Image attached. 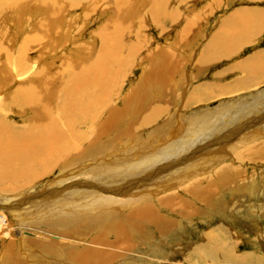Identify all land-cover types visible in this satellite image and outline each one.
<instances>
[{
	"label": "rangeland",
	"instance_id": "1",
	"mask_svg": "<svg viewBox=\"0 0 264 264\" xmlns=\"http://www.w3.org/2000/svg\"><path fill=\"white\" fill-rule=\"evenodd\" d=\"M100 2L103 16L79 31L88 16L78 9L71 21L73 38L64 34V25L59 43L46 49L40 65L47 61L59 69L65 59L73 63L69 71L79 74L83 59L91 65L97 57H119L120 63L102 72L115 73L110 111H123L113 126L104 125L103 146L83 139L59 162L63 165L19 189L31 188L30 201L25 195L1 201V196L18 193L7 190L8 180L6 188L0 185V264H264V118H259L264 114V0H170L158 8L164 15L157 9L154 18L148 13L154 5L134 7L138 16L116 38L122 49L113 41L101 45L115 1ZM33 11L31 22L10 32L19 39L14 49L43 17ZM36 55L28 58L34 65ZM15 88L16 83L7 91ZM22 118L6 120L20 126L30 116ZM241 118L237 137L233 122L223 128V121ZM68 161L74 164L66 169L77 177L54 185ZM101 161L104 172L98 168ZM135 163L141 168L131 174L127 169ZM126 180L123 192L99 188ZM84 191L139 203L122 204L104 215L99 209L87 213L82 206L74 208L94 201ZM20 222L25 226L18 227ZM218 238L225 242L218 245Z\"/></svg>",
	"mask_w": 264,
	"mask_h": 264
},
{
	"label": "bare ground",
	"instance_id": "2",
	"mask_svg": "<svg viewBox=\"0 0 264 264\" xmlns=\"http://www.w3.org/2000/svg\"><path fill=\"white\" fill-rule=\"evenodd\" d=\"M114 1H115L114 7L112 10H110L111 21L110 20L107 21V27L102 30L103 32H102V43H101V45L113 41V46H114L116 43V38L119 35L121 36L122 34H124L125 30L129 31L128 28L131 25L132 19L135 16L136 17L138 16L137 11L142 10L144 8L143 7L144 5H146V6L149 4L151 6L154 5V8L149 7V11H148V13H150V15L154 18V17L158 16L159 13H161V16L164 15L162 13V10H160L158 8H161V6H166V4L170 0H114ZM134 7L137 9V11ZM101 8H102V5H101L100 0H0V185L2 187L4 186V188H6V185H4V183L6 184L5 181L8 180V182H10V184L8 186L10 189L7 187V190H10L11 192H13L15 190L14 192L18 193L19 189L30 185V183H32L36 179L40 178L43 175H46L49 170L54 168L60 161L64 160V158L68 159L69 156L66 157L65 155H67V154L69 155L70 153L76 151L78 149V143L80 141H82L83 139L86 140V139L91 138L90 139L91 143L92 142L96 143V141H98L97 144L103 146V142H102L103 138L100 136L104 134V131H103L104 125L105 126L106 125L107 126H113L115 124V122L118 120L117 118L121 115V112L123 110L121 111V109H116V110L110 111L111 107L109 106V103H110L109 100L111 97L110 90H111L112 85H113L112 81L115 77V73L112 72V70L107 72V73L102 72V70L112 69L114 67L115 63H120L119 57H116L115 59H112V60H108L105 57H97V59L91 65H90V63L85 62V61L90 60V59H83V67L84 68L79 74H74V73L69 71V64L71 62H69L65 59H62V61H61L62 64L60 65L59 69L53 68L52 65H50V62H47V61H45L44 64L40 65V63L42 62L41 56L46 55V49L49 48V46L54 45V43L58 39L57 35L59 33H61V34L64 33V31L62 30L64 25L67 24V28L70 27L71 25H73L71 23V21H72L73 16H75L76 11L78 9H80L82 11L84 10L83 14L88 16V18H84V22L79 27L78 30L79 31H81V30L86 31L89 24L95 23L97 17L103 16V14L101 13ZM35 9H36V11L39 10L37 13H39L40 15H43V17L40 18L35 23L33 28L31 27L32 29L26 35V37H24L22 39L21 43L17 46V49H14L13 47L15 46L17 40L19 41V39L15 40L14 35L10 34V32L11 31L17 32L18 29H21L26 24V22H27L26 20H29V22H31L33 20V16H32L34 14L33 10H35ZM157 9H158L159 13L156 12ZM26 16H28V17L24 18ZM152 17H150V18H152ZM250 24H252V23H250ZM67 28L65 26L66 31L64 34L66 36L68 35L67 38L72 39L74 36L73 35L74 30H72L73 26H71L70 31H67ZM78 30H76V31L79 34ZM249 30H251V29H249ZM131 33H133V32H131ZM61 34H59V35H61ZM54 35H56L55 38H54ZM116 45H118L119 48L122 49V43L120 41H118L116 43ZM128 47H130V44H127L126 48H128ZM31 48L35 49V52H31L30 51ZM62 48H64V47H62ZM113 48L115 49V52L118 53V49H116L115 47H113ZM35 53H37V55H36L37 60L35 61L36 65L33 64L34 61L28 60V58L30 56L35 57ZM132 55H130L128 57H131ZM71 64H73V63H71ZM101 65H102V67H100ZM261 80H263V78H261ZM15 83H16V88L12 89V91L8 92L7 90L10 88V85L15 84ZM122 109L126 110V108H124V107ZM252 109H254V107ZM131 112H130V114L132 115ZM206 113H208V112H206ZM255 113H257V112L255 111ZM255 113L253 111V112L246 114V115H248L250 117V115H254ZM104 114H106V116ZM9 115H11V117ZM28 115L30 116V118H28V119L26 118L25 120H23L24 123L20 126H17L12 122L8 123V121L6 120L9 118H12L11 121H14L16 117H20V118L23 117L22 119H24V117H27ZM103 115L105 116V118H103ZM234 115H236V114H234ZM260 117H262V116H260ZM127 118H129V117H127ZM235 118H236V116H235ZM243 118L248 119L246 117H243ZM243 118H241L242 120L240 119V122H236V123H234V120L233 121H226V122L223 121V123H222L224 125L223 128L226 130L227 127H229L233 124V125H235V129H234L235 131L233 130L234 133H233V131H231L230 134H232V133L237 134V132L240 130L242 121H244ZM236 119H238V118H236ZM127 120L128 119H126V121ZM123 122H124V120H123ZM212 129H214V128H212ZM221 131H222V129H221ZM222 134H223V132H222ZM204 136H202V138ZM158 139H159V137H158ZM204 140H205V138H204ZM175 141H177V140H175ZM192 141H194V140H192ZM165 146H167V145H165ZM190 146H191V144H190ZM82 147H84V146H82ZM179 148H178V150H179ZM182 150H183V148H182ZM83 153L85 154V152H83ZM171 153H170V155H171ZM173 153L171 156H173ZM156 154H158V152ZM237 154H238V152H237ZM74 155H73V157H74ZM75 156H78V155H75ZM240 156H242V155H240ZM82 157L84 158V155ZM89 157H91V155ZM166 157H167V155H166ZM244 157H246V156H244ZM242 159H243V157H242ZM73 160L74 159H72V161ZM78 161H80V160H78ZM155 161L156 160H153L152 162H155ZM74 162H76V161H74ZM80 162H82V161H80ZM76 163H78V162H76ZM64 164L65 165L60 169V172H59V173H61L60 178L57 179L56 181L54 179V181H55L54 185H56V186L66 182V180L70 181V179L77 177L76 174L74 175V173L70 172V170H71L70 168L73 166L74 163L68 161L67 163H64ZM92 164H93V162H92ZM103 164H104V161H101L100 164H98V168H100L99 171H102L103 168H105L103 166ZM60 165H63V164H60ZM60 165H58V166H60ZM88 165H87V167H88ZM140 165H141V163H140ZM140 165L138 168V164L135 163V166L133 165L127 170L131 171V174H133L137 168H138V170L141 168ZM66 168H68L70 170H68ZM95 168H97V167H95ZM109 168L107 170H109ZM123 168H125V167H123ZM63 169L64 170L66 169V170L63 172ZM88 169H89V167H88ZM144 169H146V168H144ZM81 170H80V172H81ZM120 170H121V173H124L122 171V169H119V171ZM146 171L149 172L148 169ZM102 172H104V171H102ZM99 173H101V172H99ZM140 174H138V176ZM148 174L151 175L152 173H148ZM85 175H88V174L86 173ZM78 176H81V175H78ZM82 176H84V175L82 174ZM75 179H77V178H75ZM118 180H120V179H118ZM123 180H124V178H123ZM123 180H122V182H123ZM127 181L128 180H126V182L123 183L124 185L121 182L120 185H123V189L115 188L116 191L110 190L108 192L116 194L118 192L125 191L126 190L125 184L127 183ZM35 184L31 185V186L36 187ZM113 184L114 185L118 184V181H114ZM3 190H5V189H3ZM30 190H31V188H30ZM30 190H28V192L26 191L25 193H23V192L18 193V194L16 193L17 195H15V193H14L13 197L1 196L2 198L1 197L0 198L2 199L1 201H3V202H7V201L11 202L13 199L21 197L22 195H25L24 196V197H26L25 200L29 199V201H30V198L33 196L32 195V196H30V198H28ZM44 191L45 190H43V189L39 190V195L37 194L36 197H39L41 195V193H43ZM84 195L88 196V195H92V194L84 191ZM176 195H177V193H176ZM24 197L22 196V199ZM22 199H21V201H24ZM91 199H94V201L91 202V204L89 203L88 200H86L83 202V204L77 205L74 208L80 209V207L82 206L83 209L86 208L87 213L88 212L90 213L91 209H99L100 211H98L97 213L98 214L102 213V215H104V212L105 213L112 212L117 207H122V206H120L122 204L124 207L126 205L134 206L136 201L139 203L138 200H136L135 202H133V201L129 202V200L125 201L126 199L123 196H119V195L118 196L117 195L109 196V195H105V194L92 195ZM25 202H28V201H25ZM54 206H55V204H54ZM63 206L67 207V204L63 205ZM140 207H141V204H140ZM58 208L61 209L60 206ZM132 208H134V207H132ZM62 209H64V208H62ZM71 210H73V209H71ZM73 211H71V213H73ZM53 212H55V211H53ZM82 213L84 214L83 211H82ZM8 214H10V213H8ZM16 214H18V213H16ZM111 214H113V213H111ZM102 215H100V216H102ZM61 216L64 217L65 215H61ZM67 217H68V219L70 218L69 216H67ZM67 217H66V219H67ZM93 217L97 218V215L93 216ZM107 217H108V215H107ZM73 218L74 219L78 218L77 212H75ZM54 220H56V221H53V222L59 223V221L57 219H54ZM16 221L18 222L21 220L17 219ZM1 226L2 225H0V227ZM24 226H25V223L20 222L18 227H24ZM38 229H40V228H38ZM220 229L221 228H219V230ZM24 230H26V229H24ZM44 231H46V230H44ZM31 233H29V234H31ZM47 233H49V231ZM26 234H28V233H26ZM22 235H24V234H22ZM34 235H35V233H34ZM210 235H211V233H210ZM45 237H46V235L44 236V239H45ZM53 239H55V238H53ZM207 240L209 242L210 239H207ZM211 240H212V238H211ZM214 240H216V238ZM218 240H217L218 245L220 242L221 243L225 242L224 240L221 241L219 238H218ZM26 245L27 244H25L24 247L27 248ZM21 246H22V244H21ZM42 247H44V246H42ZM64 248H63V250H64ZM216 250L219 251L217 249V245H216ZM212 251L213 250H211V253H212ZM217 251H214V252H217ZM25 253H27V252H25ZM212 254L214 255L215 253H212ZM229 254H230V252H229ZM67 255H68V253H67ZM193 256H195V255H193ZM57 257H58V255H57ZM60 257H63V256H60ZM77 258H79V257H77ZM208 260H210V259H208ZM72 263H74V262H72ZM72 263H70V264H72ZM100 264H101V262H100Z\"/></svg>",
	"mask_w": 264,
	"mask_h": 264
},
{
	"label": "water",
	"instance_id": "3",
	"mask_svg": "<svg viewBox=\"0 0 264 264\" xmlns=\"http://www.w3.org/2000/svg\"><path fill=\"white\" fill-rule=\"evenodd\" d=\"M259 118H262V117H259ZM114 186H117V187L119 188V187H121V186H123V185H120V184H119V185H114Z\"/></svg>",
	"mask_w": 264,
	"mask_h": 264
}]
</instances>
